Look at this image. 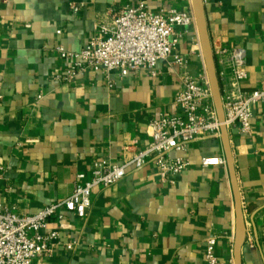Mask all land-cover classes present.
I'll return each mask as SVG.
<instances>
[{
    "label": "crops",
    "instance_id": "0c3cea01",
    "mask_svg": "<svg viewBox=\"0 0 264 264\" xmlns=\"http://www.w3.org/2000/svg\"><path fill=\"white\" fill-rule=\"evenodd\" d=\"M144 3L153 14L193 13L191 0H0V159L5 174L0 204L34 215L61 202L94 162L130 159L150 144L148 126L177 116L174 99L183 69L162 61L154 73L121 76L88 71L65 81L70 61L101 25ZM214 51H246L252 90L264 80V0H204ZM78 6L79 11H74ZM175 54L196 80L207 77L196 24L185 29ZM176 31H182L177 28ZM60 32V34H58ZM218 70L222 69L215 56ZM251 132L228 130L247 229L242 264H264V102L253 109ZM189 167L175 185L155 166L130 169L119 183L97 188L86 217L61 210L45 233H57L53 253L33 264H205L207 241L234 264L235 200L228 167H203L224 158L220 138L189 146ZM73 245L67 249V245Z\"/></svg>",
    "mask_w": 264,
    "mask_h": 264
},
{
    "label": "built area",
    "instance_id": "2783aa9c",
    "mask_svg": "<svg viewBox=\"0 0 264 264\" xmlns=\"http://www.w3.org/2000/svg\"><path fill=\"white\" fill-rule=\"evenodd\" d=\"M79 11L78 6L72 7ZM195 23L193 13L170 11L167 15L153 14L144 3L126 7L115 13L108 24L101 25L85 49L68 53L58 47L61 58L70 61L64 77L73 81L88 71L108 74L118 71L125 77L142 70H154L158 63L170 61L183 69L181 90L174 99L180 110L177 116L163 115L148 126L150 144L130 159L114 164L108 159L96 161L89 176L80 173L73 191L65 200L51 204L34 215H21L4 209L0 204V264H33L53 253L52 242L57 233H45L48 220L62 217L61 210L86 217L92 207L95 189H107L122 181L128 171H141L147 164L155 166L162 183L175 185L177 178L190 163L184 156L189 146L207 138H220L221 125L213 104L207 77L196 80L185 70L186 61L175 54L186 28ZM182 28V31H176ZM60 34V32H58ZM222 69L221 84L224 125L237 127L243 134L251 132L253 109L264 102V80L252 90H246L249 75L246 51L242 48H219L215 51ZM217 64V63H216ZM203 167L226 166L224 158H204ZM5 174L0 159V182ZM73 245H67L72 249ZM205 264H223L216 255V240L207 241Z\"/></svg>",
    "mask_w": 264,
    "mask_h": 264
},
{
    "label": "water",
    "instance_id": "95a60500",
    "mask_svg": "<svg viewBox=\"0 0 264 264\" xmlns=\"http://www.w3.org/2000/svg\"><path fill=\"white\" fill-rule=\"evenodd\" d=\"M192 10L195 17V24L198 31L201 53L204 60L205 71L209 87L212 94L213 104L217 113L218 121L221 125L220 139L222 141L225 161L230 174V179L233 187L235 200V236H234V264H242V249L247 240V229L245 224L244 213L242 210V202L240 192L236 182V174L234 169V160L230 146L228 129L224 125L225 115L222 101V91L220 79L218 76L217 64L214 56V51L211 45L210 35L205 15L204 0H191Z\"/></svg>",
    "mask_w": 264,
    "mask_h": 264
}]
</instances>
